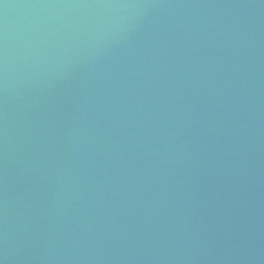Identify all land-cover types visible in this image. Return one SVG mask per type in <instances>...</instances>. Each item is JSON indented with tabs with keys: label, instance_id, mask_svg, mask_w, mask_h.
<instances>
[{
	"label": "water",
	"instance_id": "95a60500",
	"mask_svg": "<svg viewBox=\"0 0 264 264\" xmlns=\"http://www.w3.org/2000/svg\"><path fill=\"white\" fill-rule=\"evenodd\" d=\"M0 264H264V0H0Z\"/></svg>",
	"mask_w": 264,
	"mask_h": 264
}]
</instances>
